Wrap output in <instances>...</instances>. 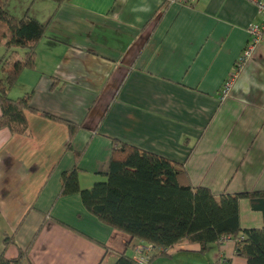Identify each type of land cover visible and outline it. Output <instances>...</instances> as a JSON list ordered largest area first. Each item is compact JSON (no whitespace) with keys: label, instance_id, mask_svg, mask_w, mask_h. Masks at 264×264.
Returning <instances> with one entry per match:
<instances>
[{"label":"crops","instance_id":"0c3cea01","mask_svg":"<svg viewBox=\"0 0 264 264\" xmlns=\"http://www.w3.org/2000/svg\"><path fill=\"white\" fill-rule=\"evenodd\" d=\"M9 2L12 15L28 10L47 27L35 67L8 92L31 93L37 112H25L29 133L0 128V254L15 257L19 247L22 264H113L123 252L133 257V244H148L134 239L127 247L129 235L99 221L78 194L58 197L77 152L81 188L106 179L113 140L181 162L193 186L215 195L264 190V32L220 99L249 24L261 21L254 1ZM40 112L79 128L69 140L64 123ZM239 209L241 226L262 225L246 199ZM6 234L15 244L4 247ZM212 244L216 261L224 253L235 262L234 240ZM187 252L204 254L182 241L146 264Z\"/></svg>","mask_w":264,"mask_h":264},{"label":"trees","instance_id":"16d2710c","mask_svg":"<svg viewBox=\"0 0 264 264\" xmlns=\"http://www.w3.org/2000/svg\"><path fill=\"white\" fill-rule=\"evenodd\" d=\"M7 2L0 0V45L6 48L0 60V128L27 135L25 112H37L31 105V93L12 98L8 92L24 69L35 67V48L47 23L31 16L28 10L15 17L9 13ZM40 114L64 123L69 140L79 128L47 112ZM113 141L106 179L81 188L77 160L82 152H77L74 166L61 174L58 197L78 194L83 206L99 221L129 235L127 247L134 239L151 244L156 251L149 261L168 254L182 241L199 244V251L205 253L210 243L230 235L238 239L234 256L247 264H264V190L215 195L208 187L193 186L181 162ZM240 199H246L251 210L260 213L261 226H241ZM10 243L15 244L14 238L6 234L4 247ZM25 257L26 250L18 247L15 257L0 254V264H22ZM113 264L137 263L123 252Z\"/></svg>","mask_w":264,"mask_h":264},{"label":"built area","instance_id":"2783aa9c","mask_svg":"<svg viewBox=\"0 0 264 264\" xmlns=\"http://www.w3.org/2000/svg\"><path fill=\"white\" fill-rule=\"evenodd\" d=\"M170 2H180L182 4H190L193 0H169ZM256 3L257 11L261 15V21L258 23H251L247 28L248 41L244 46L241 54L238 56L234 62L233 71L224 80L221 90L220 99L223 100L228 95L234 81L236 80L240 70L246 64V62L251 58L255 48L261 42L263 32H264V1L263 0H252ZM238 240L234 239L230 235H225L220 237L218 240L219 244L222 245L226 241ZM154 247L151 244L136 243L133 244V251H135L132 257L137 264H146L150 258L151 252L154 251ZM155 252V251H154ZM219 264H228L227 257L224 253H221L218 258Z\"/></svg>","mask_w":264,"mask_h":264},{"label":"rangeland","instance_id":"374dc122","mask_svg":"<svg viewBox=\"0 0 264 264\" xmlns=\"http://www.w3.org/2000/svg\"><path fill=\"white\" fill-rule=\"evenodd\" d=\"M24 0H14V5L18 6L20 5V3H22ZM11 2H13V0H11ZM9 2V5H12L13 3ZM30 4V1H28V5ZM42 5H35L33 4V8H41L42 9ZM30 13V11H29ZM16 17V16H15ZM20 17V16H19ZM17 17V18H19ZM6 55V48L4 45H0V60ZM136 242V241H135ZM211 246H214V248H211ZM211 248V249H210ZM217 250V246L215 244H210L208 249L206 250V252L204 254H195V253H180L178 255V253H175L174 255L176 257H174V259L171 262H167L165 264H219L218 260L216 261L212 256H213V252L215 253ZM128 252L133 255V249L130 247ZM167 255V254H166ZM160 256V255H158ZM235 262L232 264H247L242 258L239 257H235ZM240 262V263H239ZM155 264H163L160 261L155 262Z\"/></svg>","mask_w":264,"mask_h":264}]
</instances>
